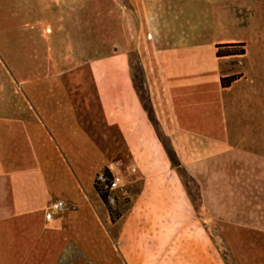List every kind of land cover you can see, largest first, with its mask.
<instances>
[{
  "label": "crops",
  "instance_id": "crops-1",
  "mask_svg": "<svg viewBox=\"0 0 264 264\" xmlns=\"http://www.w3.org/2000/svg\"><path fill=\"white\" fill-rule=\"evenodd\" d=\"M128 1L141 23L146 19L148 25V37L138 43L135 54L155 123L149 121L133 86L125 53L126 69L119 83L113 81L117 76L113 71L104 70L107 78L101 87L107 102H100V109L71 98H46L36 108L25 91L9 97L7 115L0 117V264H68L66 251L71 246L86 255L85 245L61 239L60 218L47 221L43 209L63 201V216L76 215L86 225L98 209V216L105 219L108 214L93 189V176L105 169L115 174L117 162L135 158L136 143L156 147L160 142L155 127L170 146H180L174 149L180 166L200 187L203 182L198 179L209 173L214 178L260 182L250 186L249 195L235 197L244 208L249 205L248 214H256L258 220L235 222L244 229H264V74L253 71L264 69V61L249 58L247 49L242 56L215 57L216 45L246 44L243 28H228H238L237 21L214 18L225 0ZM177 22L187 36L162 40L159 32H172ZM219 27L223 33L209 41L195 35ZM236 75L234 82L222 87L220 78ZM160 150L166 155L162 146ZM199 163L207 167L213 163L219 169L201 170ZM226 164L228 169H223ZM219 191L228 206L230 194ZM70 208L74 212H68ZM181 236L179 247L163 249L156 264H199L200 250L193 243L201 241V235ZM94 248L102 255H90L93 262H101L105 253L109 264H119V253L125 264H153L150 256L157 251L137 246L118 251L105 243Z\"/></svg>",
  "mask_w": 264,
  "mask_h": 264
},
{
  "label": "rangeland",
  "instance_id": "rangeland-1",
  "mask_svg": "<svg viewBox=\"0 0 264 264\" xmlns=\"http://www.w3.org/2000/svg\"><path fill=\"white\" fill-rule=\"evenodd\" d=\"M219 6L214 18L237 21L238 28H228H243L249 58L264 61V0H225ZM179 25L174 24L172 32L160 31L161 39L187 36ZM222 30L219 27L195 35L205 42ZM147 31L146 19L141 23L128 0H0V117L7 115L9 97L21 96L24 91L36 108L46 98L84 100L100 107L99 103L106 101L101 87L107 78L104 70L113 71L117 75L113 81L119 83V76L126 69L124 53L134 75L133 86L147 108L135 54L138 43L148 37ZM253 71L264 74V69ZM155 129L160 142L156 147L136 143L135 158L115 164L114 172L122 176L126 193L123 198L116 194L113 201L107 198V206L99 202L108 214H104L105 219L95 209L84 225L76 215L63 216L62 211L46 215L45 210L54 202L43 209L47 221L60 218L63 227L59 236L63 241L85 245L86 255L83 251L77 253L74 246L66 251L68 264H109L105 253L101 262L90 258L102 255L94 251L100 243L118 251L127 246L154 247L157 251L151 254L150 263L156 264L165 253L163 249L179 247L181 233L201 235V241L193 243L200 250L199 264H264V229H244L235 222L258 220L256 214H248L249 205L244 208L235 202V197L237 193L249 195L250 186L260 182L214 178L209 173L198 179L203 182L201 188L180 166L174 150L180 146H170ZM199 168L210 172L213 163L209 167L199 163ZM223 169H228L227 164ZM253 188L257 190L258 186ZM222 190L230 194L228 206L217 194ZM91 194L95 196L92 190ZM261 195L264 197V192ZM204 205L206 209H202ZM67 210L74 212L73 208ZM124 259L119 253V264H125Z\"/></svg>",
  "mask_w": 264,
  "mask_h": 264
},
{
  "label": "built area",
  "instance_id": "built-area-1",
  "mask_svg": "<svg viewBox=\"0 0 264 264\" xmlns=\"http://www.w3.org/2000/svg\"><path fill=\"white\" fill-rule=\"evenodd\" d=\"M93 185H95L98 191L107 194V198L111 199V201L114 200L116 194L123 198L126 193V187L120 174L105 173L103 170L99 171L94 175ZM64 208L65 203L63 201H57L49 205L47 208V215L51 216V214L62 211Z\"/></svg>",
  "mask_w": 264,
  "mask_h": 264
},
{
  "label": "trees",
  "instance_id": "trees-1",
  "mask_svg": "<svg viewBox=\"0 0 264 264\" xmlns=\"http://www.w3.org/2000/svg\"><path fill=\"white\" fill-rule=\"evenodd\" d=\"M215 57L216 58H220V57H226V56H242L244 55V51H245V44L244 43H235V44H224V45H216L215 46ZM140 69V67H138ZM236 80V76H228L225 78H220V83L222 85V87L228 86L230 85L232 82H234ZM144 111L148 114L149 117V121L154 125V120L151 114V110L149 108H146L143 105ZM105 173L108 172L107 169L103 170ZM93 189L96 191V193L98 194L99 198L102 200L103 204L105 206H107V194H105L104 192H100L96 189L95 185H93ZM109 212V210H108ZM112 222H114V220L112 219Z\"/></svg>",
  "mask_w": 264,
  "mask_h": 264
}]
</instances>
